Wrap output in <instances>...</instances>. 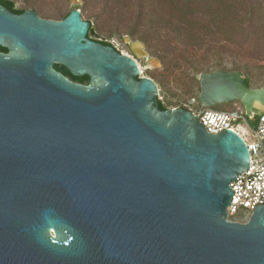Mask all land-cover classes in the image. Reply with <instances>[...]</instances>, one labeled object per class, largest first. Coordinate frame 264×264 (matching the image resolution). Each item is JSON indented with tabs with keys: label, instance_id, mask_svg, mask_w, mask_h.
<instances>
[{
	"label": "water",
	"instance_id": "95a60500",
	"mask_svg": "<svg viewBox=\"0 0 264 264\" xmlns=\"http://www.w3.org/2000/svg\"><path fill=\"white\" fill-rule=\"evenodd\" d=\"M80 3L61 20L0 3V264H264V204L228 216L244 138L162 110L138 63L160 58L129 35L132 56L90 39ZM196 77L201 106L264 113V86L242 71Z\"/></svg>",
	"mask_w": 264,
	"mask_h": 264
},
{
	"label": "trees",
	"instance_id": "16d2710c",
	"mask_svg": "<svg viewBox=\"0 0 264 264\" xmlns=\"http://www.w3.org/2000/svg\"><path fill=\"white\" fill-rule=\"evenodd\" d=\"M0 2L16 13H22L28 9L24 6L16 7L14 0H0ZM111 3L135 5L131 13V19H134L133 25L127 28V33L132 39L144 41L147 49L155 53L162 63L173 54H177L181 60L192 66L193 61L199 59L198 50L204 49L208 52L211 47L215 49L219 45V48L224 49L223 51H228L227 41L232 42L237 35L245 37L244 40L247 41L252 30L258 37H263L261 33L264 32V0L105 1L107 7ZM70 10L63 14L37 11L44 18L61 20ZM120 12L124 14L126 10L123 9ZM139 25L146 29H139ZM0 50L8 51L2 46ZM54 67L74 80L84 83L89 81L87 75L76 77L64 66L55 64ZM193 79L197 81L195 77ZM158 104L162 110L169 108V105L160 99Z\"/></svg>",
	"mask_w": 264,
	"mask_h": 264
},
{
	"label": "rangeland",
	"instance_id": "374dc122",
	"mask_svg": "<svg viewBox=\"0 0 264 264\" xmlns=\"http://www.w3.org/2000/svg\"><path fill=\"white\" fill-rule=\"evenodd\" d=\"M14 1L16 7L20 8L24 6L46 11L49 14H63L71 9L70 0ZM105 1L81 0L79 9L81 10L82 17L89 20L93 26L91 36L103 37L108 41H114L120 50L131 54L128 45L124 42V36L129 35L127 28L133 25L132 20L134 19H131V13L134 11L135 5L125 6L111 3L107 7ZM123 9L126 10V13H119ZM138 27L139 29H146L142 25ZM249 34L250 37L247 41L244 40L245 37L243 38L239 35L232 42L227 41L228 51H223L224 49L219 48V45L215 49L211 47V50L208 52H205L204 49L198 50L199 59H195L192 66L181 60L177 54L170 56L161 68H149L146 66L144 59H139L138 62L143 66L141 75L151 77L158 84L161 100L163 103L169 105V108L185 102L192 96L199 95L200 84L196 76L201 72H210L215 69H236L250 77L252 87H262L264 86V32L261 33L263 34L262 38L258 37L253 30ZM147 50L151 55L156 56L151 50ZM217 61H219L218 64ZM235 103H220L212 106V108L233 110L235 109ZM250 124L252 127H255L256 121L251 120ZM248 140L251 141L252 137L248 136ZM231 220L242 222L244 215H236L231 217Z\"/></svg>",
	"mask_w": 264,
	"mask_h": 264
},
{
	"label": "built area",
	"instance_id": "2783aa9c",
	"mask_svg": "<svg viewBox=\"0 0 264 264\" xmlns=\"http://www.w3.org/2000/svg\"><path fill=\"white\" fill-rule=\"evenodd\" d=\"M109 42L120 52L129 54L120 50L114 41ZM158 99L161 100L160 91ZM178 106L197 114L208 132L217 134L224 129H232L246 141L250 153L249 167L230 183L233 194L227 209L230 220L241 214L244 215L242 222L247 221L255 204H264V113L257 117L256 126L252 127L240 103H235L233 110H218L201 106L198 95H195L175 107ZM248 136L252 137L251 141Z\"/></svg>",
	"mask_w": 264,
	"mask_h": 264
},
{
	"label": "flooded vegetation",
	"instance_id": "af4514ba",
	"mask_svg": "<svg viewBox=\"0 0 264 264\" xmlns=\"http://www.w3.org/2000/svg\"><path fill=\"white\" fill-rule=\"evenodd\" d=\"M1 3V2H0ZM2 4V3H1ZM4 5V4H3ZM5 6V5H4ZM7 7V6H6ZM8 8V7H7ZM10 9V8H9ZM11 10V9H10ZM13 11V10H12ZM14 12V11H13ZM16 13V12H15ZM88 37L90 38V39H92V40H94V41H96V42H99V43H102V44H104V45H111V46H113L112 44H111V42H109L106 38H103V37H92L91 36V32L88 34ZM113 47H115V46H113ZM130 51V50H129ZM0 52H3V53H6V52H8V51H4V50H0ZM61 66H63V65H61ZM65 67V66H64ZM66 68V67H65ZM56 69V68H55ZM56 70H58V69H56ZM59 71V70H58ZM59 72H61V71H59ZM62 73V72H61ZM63 74V73H62ZM66 76V75H65ZM66 77H68L69 79H71V80H73V81H75V82H77V83H82V84H89L90 82V80L87 82V83H84V82H80V81H77V80H74L73 78H71V77H69V76H66Z\"/></svg>",
	"mask_w": 264,
	"mask_h": 264
},
{
	"label": "bare ground",
	"instance_id": "6f19581e",
	"mask_svg": "<svg viewBox=\"0 0 264 264\" xmlns=\"http://www.w3.org/2000/svg\"><path fill=\"white\" fill-rule=\"evenodd\" d=\"M139 63V62H138ZM140 67H141V70L143 71V66L139 63Z\"/></svg>",
	"mask_w": 264,
	"mask_h": 264
}]
</instances>
